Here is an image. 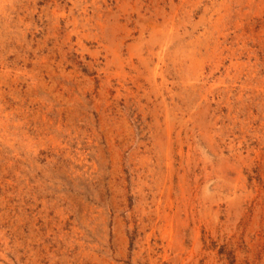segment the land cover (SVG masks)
Returning <instances> with one entry per match:
<instances>
[{
    "label": "rangeland",
    "instance_id": "1",
    "mask_svg": "<svg viewBox=\"0 0 264 264\" xmlns=\"http://www.w3.org/2000/svg\"><path fill=\"white\" fill-rule=\"evenodd\" d=\"M0 264H264V0H0Z\"/></svg>",
    "mask_w": 264,
    "mask_h": 264
},
{
    "label": "bare ground",
    "instance_id": "2",
    "mask_svg": "<svg viewBox=\"0 0 264 264\" xmlns=\"http://www.w3.org/2000/svg\"><path fill=\"white\" fill-rule=\"evenodd\" d=\"M225 3V2H224ZM253 6V5H252ZM227 10V9H226ZM232 16V15H231ZM240 27V26H239ZM232 42V41H231ZM188 45V44H187ZM207 49V48H206ZM223 53V52H222ZM211 54V53H210ZM231 55V54H230ZM195 61V60H194ZM204 87V86H203ZM254 89V88H253ZM202 93V92H201Z\"/></svg>",
    "mask_w": 264,
    "mask_h": 264
}]
</instances>
